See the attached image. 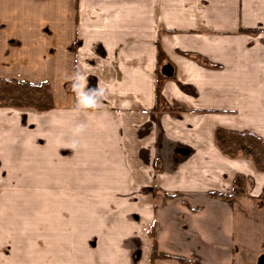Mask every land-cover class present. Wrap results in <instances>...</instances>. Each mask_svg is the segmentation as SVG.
Returning <instances> with one entry per match:
<instances>
[{
	"label": "crops",
	"instance_id": "obj_1",
	"mask_svg": "<svg viewBox=\"0 0 264 264\" xmlns=\"http://www.w3.org/2000/svg\"><path fill=\"white\" fill-rule=\"evenodd\" d=\"M0 79L54 102L0 107V264H236L235 242L264 243V170L214 143L264 141V0H0ZM239 174L244 196H211Z\"/></svg>",
	"mask_w": 264,
	"mask_h": 264
},
{
	"label": "trees",
	"instance_id": "obj_2",
	"mask_svg": "<svg viewBox=\"0 0 264 264\" xmlns=\"http://www.w3.org/2000/svg\"><path fill=\"white\" fill-rule=\"evenodd\" d=\"M156 55L158 69L156 72L155 102L158 110L161 102L160 86L162 82L159 66L165 58L160 46H158ZM0 106L47 111L54 108V102L51 88L46 82L30 83L15 79H0ZM214 143L223 155L229 158L243 157L250 159L258 171L264 170V141L258 135L249 131L216 128ZM245 183L246 179L243 175H236L231 191L228 194L230 199L227 202L229 204L245 195ZM211 196H218L223 199L224 194H212ZM225 197L228 198L227 196ZM155 249H153L152 253L158 257L159 255L156 254ZM177 259L184 263H189L188 260L182 257H177Z\"/></svg>",
	"mask_w": 264,
	"mask_h": 264
},
{
	"label": "rangeland",
	"instance_id": "obj_3",
	"mask_svg": "<svg viewBox=\"0 0 264 264\" xmlns=\"http://www.w3.org/2000/svg\"><path fill=\"white\" fill-rule=\"evenodd\" d=\"M250 39L251 40L255 39V37H252ZM161 66L162 67H160L159 72L162 77V82H161V86H162L164 79L166 80L167 78H170V77L173 78L172 76L174 73V69L169 65L168 62H165V64L162 63ZM0 107H3V106H0ZM225 196L228 197L229 195L224 194V197H223L224 200L230 199L229 197L226 198ZM115 200L116 199H114L113 201ZM56 201L58 204H61V205L77 204V199L73 200V199H64V198H58V199L52 198L50 199V204H56ZM118 204L126 205V199H119ZM241 209L242 207L239 209L237 208L236 210L235 219H236L237 226L244 225L245 226L244 232L247 233L246 235L258 233L257 230L260 227L258 224H259V221H261L260 215L252 214L248 209H245V210L244 209L241 210ZM246 238L247 240L245 239L244 241L245 243H242V244L238 242L234 243V253H235L234 260L236 264L239 262L240 264H257L259 257L264 254V243H261V240L257 239V237L253 238V237L246 236ZM260 249H262L261 252H260Z\"/></svg>",
	"mask_w": 264,
	"mask_h": 264
},
{
	"label": "clouds",
	"instance_id": "obj_4",
	"mask_svg": "<svg viewBox=\"0 0 264 264\" xmlns=\"http://www.w3.org/2000/svg\"><path fill=\"white\" fill-rule=\"evenodd\" d=\"M93 94L92 95H84V98H83V104L85 106H88V107H95L97 106V101H96V95L99 94V95H102L103 94V90L102 89H97V90H92ZM84 129V125L81 124L79 125L75 131L77 133L83 131Z\"/></svg>",
	"mask_w": 264,
	"mask_h": 264
},
{
	"label": "water",
	"instance_id": "obj_5",
	"mask_svg": "<svg viewBox=\"0 0 264 264\" xmlns=\"http://www.w3.org/2000/svg\"><path fill=\"white\" fill-rule=\"evenodd\" d=\"M257 264H264V254L259 257Z\"/></svg>",
	"mask_w": 264,
	"mask_h": 264
}]
</instances>
